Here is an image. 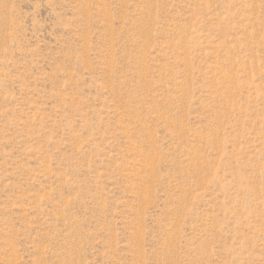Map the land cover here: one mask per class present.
Returning a JSON list of instances; mask_svg holds the SVG:
<instances>
[{
  "label": "rangeland",
  "instance_id": "rangeland-1",
  "mask_svg": "<svg viewBox=\"0 0 264 264\" xmlns=\"http://www.w3.org/2000/svg\"><path fill=\"white\" fill-rule=\"evenodd\" d=\"M0 264H264V0H0Z\"/></svg>",
  "mask_w": 264,
  "mask_h": 264
}]
</instances>
